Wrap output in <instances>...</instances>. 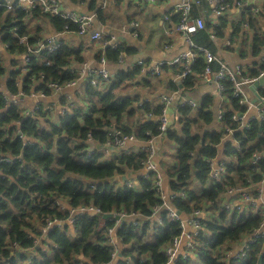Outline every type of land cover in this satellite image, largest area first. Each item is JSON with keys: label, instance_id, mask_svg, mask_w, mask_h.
I'll use <instances>...</instances> for the list:
<instances>
[{"label": "trees", "instance_id": "16d2710c", "mask_svg": "<svg viewBox=\"0 0 264 264\" xmlns=\"http://www.w3.org/2000/svg\"><path fill=\"white\" fill-rule=\"evenodd\" d=\"M97 13L100 16V11ZM39 17L48 18L57 32L78 31L77 25L61 17L16 5L9 10L5 1L0 0V40L8 52L24 55L28 46H35L41 40L38 31L35 30V35L28 31V19ZM221 21L223 26L222 18ZM249 26L254 29L252 52L256 54L264 45V34L255 19H249ZM212 28L206 23L204 30L191 33L190 37L195 46L215 56ZM23 37L27 39L26 44L19 42ZM126 51L127 48L120 45L116 48L106 45L100 58L107 63H117ZM83 60L81 50L61 42L54 53L41 52L31 56L25 74L20 70L12 71L6 81V92L17 95V82L23 75L21 91L24 95L42 92L47 97L52 90L46 84L63 85L76 80L77 69L73 68V62L82 63ZM194 60L191 68L188 67L196 74H203L207 67L212 72L221 67L217 60L207 65L202 53ZM259 69H264V63ZM259 69L252 71V78L259 76ZM182 70L179 68L178 73ZM138 74V68L119 72L104 81V87L86 83L88 112L71 109L56 122L41 109L27 117L18 105L9 102L7 94H0V160H11L0 161V264L112 262L115 247L106 241L107 230L114 225L111 220H105L101 225L99 217L83 214L71 227L54 226L46 234L41 233L47 220H63L68 216V210H60L56 201L67 202L69 208L92 205L101 214L137 215L116 229L121 247L117 264H167L165 249L182 233L183 227L181 220L168 219L164 201L155 190L156 173L139 177L133 187L104 183L121 178L127 172L141 171L147 156L144 150L115 153L107 158L100 152L91 155L88 150V137L103 145L111 141L115 130L121 136H133L145 144L161 136L159 117L167 107L160 102L147 101L138 106L139 97L117 92L122 85H131ZM4 75L5 67L0 58V78ZM222 85L227 105L220 115L217 131L206 130L213 119L210 111H203L205 101L196 115L201 119H182L180 131L168 128L166 132L167 139L176 147L174 161L169 163L166 172L168 189L172 193L183 192L187 197L170 199L167 204L185 218L192 217L195 211L202 212L201 229L196 238L199 246L189 251L196 253L200 264H226L225 254L231 246L251 235L264 219L251 206L242 212L223 208L229 188L246 187L249 190L248 183L256 185L264 177V121L253 120L249 130H242L232 117L244 107L239 104V97L234 96L232 81L224 80ZM191 86L189 72L183 80V88ZM191 112L192 108L188 106L182 109L185 117ZM39 117L45 119L44 125L39 123ZM198 120L202 122L196 126ZM228 130L232 131L231 135ZM229 136L232 141L224 144ZM234 141L238 142V149L233 145ZM222 143L223 156L231 162L225 166L227 176L223 182L213 184L209 178L211 166L205 160H215ZM254 154L260 156L256 162L252 161ZM242 195L238 193L233 199ZM157 206L161 208L158 215L148 218ZM40 239L45 250L38 248L35 256L26 252L16 257L14 245L23 251H31ZM263 242L252 246L246 257L231 258L228 264H257L260 255L261 264H264ZM175 264H189V257L182 259L179 256Z\"/></svg>", "mask_w": 264, "mask_h": 264}, {"label": "crops", "instance_id": "0c3cea01", "mask_svg": "<svg viewBox=\"0 0 264 264\" xmlns=\"http://www.w3.org/2000/svg\"><path fill=\"white\" fill-rule=\"evenodd\" d=\"M54 1L64 12L73 13L77 16L93 17L89 34L79 36L65 33L59 37V41L68 47L81 50V56L84 60L82 63L73 62V68L79 71L82 70L84 73L89 69L99 71L104 68L109 75V79L113 78L119 72H126L138 68L139 74L134 81L130 82L132 84L122 85L117 89V92L119 91L118 93L132 97L137 96L140 98L138 103L147 101L155 104L161 95H170L172 101L167 109L172 110L171 117L174 119L170 122L166 115L167 123L168 128L171 130L176 129L177 131L181 129L182 119H201L196 115L202 109L203 103L207 101L206 106L203 107V111H210L213 121L206 130L217 131L219 129V116L227 105V99L224 94L219 92L215 83L205 82L202 73L196 74L191 69V88L184 89L183 82L180 83L181 79L179 75L183 73V63L175 62V60L192 51V41L190 36L188 37L183 33L173 31L180 24V16L176 12V5L179 3V0H156L152 2L146 0ZM251 4L258 7L259 12L255 13L252 7L243 9L233 6L225 15L217 17L212 14V6L204 1L200 5L193 6L191 10L192 18L202 16L207 21V24L212 25L214 33L212 39L216 48L215 57L220 66H224L230 71L240 68L242 75L246 78H252V71L261 68V65H263L262 58L264 57V45L259 50V53L254 54L252 52L254 29L249 26V19H255L257 27L264 34V2L251 1ZM98 11H100V16H98ZM221 18L225 23L223 26ZM28 22H34L36 24L35 30L38 31L37 36L40 39L49 38L60 33L52 27L46 17L28 19ZM133 23L135 24L134 28L130 26ZM93 32L101 33L102 40H92L90 34ZM110 39H113L111 42L117 43L118 46L127 48V51L122 52L119 62L107 63L104 60L103 64L100 58L105 48L103 44ZM6 49L7 46L0 40V58L5 67V75L0 78V91L2 92H6V81L10 73L12 71L18 72L25 61L23 54H11ZM194 58H197V56ZM194 61L188 64L190 68ZM156 68L158 69L157 73L155 72ZM179 68L183 69L180 74L178 73ZM263 70L259 69V73ZM22 77L23 75H20L19 81L17 82L19 83L18 87L20 90ZM85 84L86 77L84 75L79 77L74 85L65 87L59 92H52L43 99L31 96V93H33L31 92L28 95H24L22 99H18L16 104L25 116H34L41 109V111L47 112V115H44L52 119V122H56L60 116H63V109L71 112V109H68L70 104H72L75 110L82 111L83 113L88 112V103L84 92ZM180 84L182 88L179 87ZM98 86L104 87V82H100ZM173 87L174 89H172ZM243 89L242 96L245 106H243V111L239 113L241 115L244 114L243 119L248 120V122L262 119L264 105L259 101L252 104V100L255 99L254 95L246 90V86ZM261 91L264 92V90H260L259 94ZM184 106L192 108V112L186 117L182 113ZM38 119L41 118L39 117ZM44 120L42 118L39 123L44 125ZM201 122V120H198L195 125L198 126ZM229 141H232L231 136L227 137L223 143L226 144ZM167 142L170 141L165 134L152 139V145L156 152L153 163L159 167L160 174L165 178L164 186L166 188L169 187V182L166 178L167 167L169 166V162L166 159ZM223 143L219 146L217 156V160L219 161L223 157ZM146 144L136 140L128 142L122 148H106L107 153L102 151L105 149L103 146L93 144L88 147V150L96 153L100 152L107 158L115 153L122 152L128 154L130 151L143 149ZM175 148L174 145V150ZM118 150L121 151L118 152ZM143 173V169L134 173L127 172L121 178H126L125 181L130 179L135 180L133 182V186H135L136 180ZM121 178L118 177V179ZM125 181L121 179L115 181L113 185L123 186ZM231 198L232 196H229L227 200ZM63 204L68 207L67 202H63ZM257 206L259 212L264 216V192L262 201ZM248 208L249 206L246 204L243 211L248 210ZM183 218V221L187 220V218ZM185 231L190 232L191 230L187 227ZM115 237L116 235H114ZM245 240L246 238L241 243L231 246V249L225 254L226 258L224 261L226 264H228L231 258H235L236 253L244 244ZM41 242V239L38 240V244ZM40 248L45 250L44 246H40ZM39 249L30 252L35 256L34 254ZM119 249L121 250L120 244ZM184 253H187L189 258L193 256L186 249V241H182L179 248V255H183ZM117 259H119V256L109 264H117Z\"/></svg>", "mask_w": 264, "mask_h": 264}, {"label": "built area", "instance_id": "2783aa9c", "mask_svg": "<svg viewBox=\"0 0 264 264\" xmlns=\"http://www.w3.org/2000/svg\"><path fill=\"white\" fill-rule=\"evenodd\" d=\"M4 1H5V6L9 10L10 9L12 10L14 5H16L17 8H22L25 10L39 9L44 14L61 17L62 19L68 20L71 23L77 25L78 27V31H75V32L74 31L72 32L64 31V32L55 34L49 38L46 37L44 39H41L35 46H28L27 53L24 54L25 56L24 64L20 68V71L23 74H25L28 71V62L31 56L38 55L41 52L54 53L55 51L59 49L61 45V42L59 41V37L62 34L70 33L74 35L83 36V35L89 34L90 32L89 29H90L91 22L93 20L92 16L83 17V16H77L73 13L64 12L54 0H17L15 2L12 0H4ZM146 1L152 2L156 0H146ZM203 1L212 6V14H214L217 17L225 15L233 6L243 8V9L252 7V10L255 13H257L259 12V8L253 6L251 4V1L264 2V0H179V3L176 5V12L180 16V24L173 30L174 32L183 33L189 37L191 33L201 31L206 28L207 21L205 20L204 17L198 16V17L192 18L191 16L192 7L195 5H200L201 4L200 2H203ZM130 26L134 28L135 24L133 23ZM211 37L213 38L214 34L211 35ZM90 38L96 41L102 40V35L99 32H93L90 34ZM26 40L27 39L23 37V38H20L19 42L21 44H26ZM112 40L113 39H110L109 41L104 42L103 44L104 47L106 45H109L112 48H116L118 45L117 43L111 42ZM191 43H192L191 44L192 51L183 55L179 59L175 60V62H181L183 64H186V66L183 65V68H184L183 73L179 75V78L181 79L180 83H182L185 76L189 74L190 68L188 67V64L194 61L195 59L194 57L197 56V54H200V53L203 54L207 65L211 64L212 62L216 60V57L212 55L209 51L195 46L193 42ZM102 63L104 64L103 59H102ZM262 63H264V57L262 58ZM157 71L158 69L156 68L155 72L157 73ZM263 73H264V70L261 73H259V76L256 78H246L242 75L240 68H236L234 71H230L226 67L221 66L218 71L212 72L207 67L204 70L203 79L207 83H215V85L217 86L221 94H224V87L222 85V82L224 80L232 81L234 85V96L239 97V104L241 106H245L244 105L245 102L242 96V92L244 90L243 87L244 88L245 86L247 87V85L251 84L254 80L259 78ZM83 74L86 77V83L91 84L92 86H98L100 82L108 81L109 79L108 78L109 75L104 68L99 71H94L92 69H89L87 70L86 73H84L82 70L80 71L77 70V79L81 76H84ZM76 80L65 83L63 85H58L56 83H50V82H48L46 85L50 90H52V92H59L65 87L74 85L76 83ZM17 86H19V83H17ZM262 90H264V88ZM2 93L7 94L10 99L9 102L14 103V104L17 103L18 99H22L24 96L21 90L18 92L17 95H9L7 92L0 91V94ZM259 95H260L259 102L262 103L264 101V92L261 91ZM31 96L38 97L39 99H43L46 97L42 92H39V93L33 92L31 93ZM171 101H172V97L170 95L169 96L161 95L158 99V102H160V104L164 105L165 107H168ZM141 103L142 102H139L137 105L139 106L141 105ZM189 105L192 106L191 103H189ZM68 109H73L72 104H70ZM66 112L67 110L63 109L62 115H64ZM243 115L239 116V113H236L232 117L233 121L238 122V125L242 130H249L250 122H248V120L246 119H243ZM29 116L30 115H27V117ZM260 121H264V114L262 115V119H260ZM159 123H160L159 129L161 131V135H164V134L166 135V132L168 130V123H167V117H166L165 110H163L162 114L159 117ZM228 133L229 135H231L232 131L228 130ZM87 140H88L89 146L93 144H97L93 142L91 137H88ZM133 141H136V139L133 136H129V137L121 136L120 132L115 130L111 134V141L107 142L106 144H103V145L99 144V145L103 146V148L105 149L102 151L104 153H107L106 148H110V147L122 148L128 142H133ZM147 143L148 144H146L145 148H143L144 152L147 155L146 159L142 162L144 173L140 177L146 178L148 177L149 173H153V172L156 173L155 182H154L155 190H156V193L160 195V198L164 201L163 208L165 207V210L167 211L168 219L171 221H178V220L182 221V227H183L182 233L179 236L174 237L171 243L165 249V255L167 256V259H168L167 264H175L179 256H181L182 259H185L188 257L187 253H184L183 255H179V248L181 246L182 241H186V249L188 252L190 250H194L195 248L199 246L198 242H196V238L198 236V231L201 229L200 219L203 217V214L201 211H195L192 217L187 218L186 221H183L184 218L181 215H179L175 209H173L167 204V201L170 199H174L176 197L187 199V197L185 193L183 192L172 193L168 189L169 187L166 188L164 186L165 178H163L162 175L159 173V167L153 163V158L156 152L152 145V139L149 140ZM233 145L238 149L239 144L237 141H234ZM93 153H94L93 151L89 150V154L92 155ZM259 158H260L259 155L254 154L252 161L256 162ZM0 161L11 162V160L7 158H1ZM205 161L211 166L209 178L213 182V184L222 183L223 180L227 176L225 166L226 164L231 162L230 159L225 158L223 156L222 160L220 161L217 160V158L215 160H205ZM123 180L125 181L126 179H123ZM134 181L135 180L130 179L128 181H125L123 185L124 186L126 185L128 187H133ZM113 183L115 184V182H111L110 184H113ZM90 187H93V186L90 185ZM248 187H250L249 190H247L246 187L229 188L226 192V195H228L227 197L232 196V198L230 200H227L223 204V208L225 210L234 209V210H238L239 212H242L244 209V206L247 204V206L249 207L251 206L255 210L259 211V209H257L258 208L257 205L259 202L262 201V196L264 192V177L256 185H252L251 183H248ZM238 193H241L243 195L238 199H233V197L236 196ZM55 205L60 210H63V209L68 210V216L63 220H59L56 218L47 220L45 227L42 228L41 230V233H43V235L46 234L47 231L54 226H60V227L73 226L83 214L95 215L96 213H99L101 225L105 221L101 218L102 214L100 213L99 209H97L96 207H93L92 205L86 206V207L69 208V207H66L61 201H56ZM159 209L161 208L158 206L154 207L152 210L151 216L148 218L157 216L159 213ZM109 214H111V217L108 220L113 221L114 225H113V228H110L107 230L106 241L108 242V244L115 247V250L112 253V257L113 259H115L117 255H119L118 252H119V244H120V240L118 239L116 235V229L119 228L124 223L125 220H127L128 218L137 217V215L135 214L127 215L122 212H112ZM116 216L118 217L117 219L115 218ZM187 227L190 228L191 230L190 232L185 231ZM114 235H116L115 238H114ZM259 241H264V219L261 225L257 229L252 231L251 235H249L246 238L244 244L241 246L239 251L236 253L235 258L246 257L247 253L251 250V247L256 245ZM13 247L16 249L17 253L18 252L20 253L28 252V251H23L22 249L18 248L16 245H14Z\"/></svg>", "mask_w": 264, "mask_h": 264}, {"label": "water", "instance_id": "95a60500", "mask_svg": "<svg viewBox=\"0 0 264 264\" xmlns=\"http://www.w3.org/2000/svg\"><path fill=\"white\" fill-rule=\"evenodd\" d=\"M179 87L182 88V85L180 84ZM263 88H264V73L259 78H257L256 80H254L251 84H249L246 87V90L250 91L254 95V97H255V99H253L252 102H251L252 104H255L257 101L260 100L259 91L262 90ZM262 103L264 104V101ZM240 115L241 114L239 113V116ZM120 151L121 150H118V152H120ZM121 179H126V178H121ZM121 179H118V178L114 179L113 178V179H109V180L104 181V183H111V182H115V181H118V180H121ZM177 213L180 215V213L178 211H177ZM99 215H100L99 213H96L95 214V216H98V217H99ZM110 217H111V214H109V213H105V214H102L101 215V218L103 220H108V219H110ZM115 218L117 219L118 217L116 216ZM37 249L38 248L35 247V249H32L31 251L37 250ZM28 252H30V251H28ZM20 255H22V253L18 252L16 254V257H19ZM261 258H262V255L259 256V259H258V263L257 264H261Z\"/></svg>", "mask_w": 264, "mask_h": 264}, {"label": "rangeland", "instance_id": "374dc122", "mask_svg": "<svg viewBox=\"0 0 264 264\" xmlns=\"http://www.w3.org/2000/svg\"><path fill=\"white\" fill-rule=\"evenodd\" d=\"M35 27H36V24L34 22L28 24V30H29L30 34L35 35ZM166 115L168 116L170 122H172L174 118L171 117V115H172V110L171 109H169V108L166 109ZM166 145H167L166 146V159H167V161L169 163H173V161H174V153H175L174 145L171 142H167ZM40 246H43V244L42 243H39V244L37 243L36 247L40 248ZM192 254H193V256L189 258V264H200L199 261H198V258L196 256V253L192 252Z\"/></svg>", "mask_w": 264, "mask_h": 264}]
</instances>
